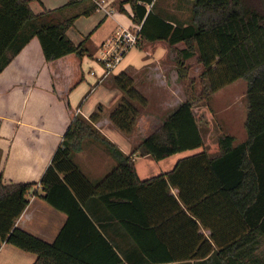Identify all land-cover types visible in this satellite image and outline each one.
I'll return each mask as SVG.
<instances>
[{
  "label": "trees",
  "instance_id": "1",
  "mask_svg": "<svg viewBox=\"0 0 264 264\" xmlns=\"http://www.w3.org/2000/svg\"><path fill=\"white\" fill-rule=\"evenodd\" d=\"M179 1L189 9L185 18L155 8L156 0H118L117 8L125 12L122 5L128 3L131 21L139 25L134 45L164 40L171 46L179 78L187 71V59L195 56L201 67L196 99H207L235 79L246 81L245 139L235 143L232 134L222 133L211 153L203 146L201 117L190 97L131 153L93 124L100 104L88 118L75 113L40 178L43 199L66 214L63 226L52 242L16 226L33 182L4 183L0 173V245L8 242L35 253L32 264H264V0ZM96 8L95 0H66L33 12L29 0H0V71L33 36L47 61L71 52L92 57L85 44L88 35L75 43L66 30ZM176 42L183 46H172ZM113 82L123 96L109 120L129 132L146 100L125 71L113 75ZM83 138L100 142L115 160L96 183L72 158ZM200 146L178 158L169 171L137 176L135 151L160 159ZM77 216L100 241L96 253H86L92 243L60 244Z\"/></svg>",
  "mask_w": 264,
  "mask_h": 264
},
{
  "label": "crops",
  "instance_id": "2",
  "mask_svg": "<svg viewBox=\"0 0 264 264\" xmlns=\"http://www.w3.org/2000/svg\"><path fill=\"white\" fill-rule=\"evenodd\" d=\"M38 1L40 4L38 11L33 10L31 5L33 1H29L33 12L59 6V3L50 0L46 3L45 0ZM113 1L105 0L106 8L111 9L109 14L97 8L101 10V14L96 23L94 18L91 19L90 23H95L92 28L85 26L73 29L70 26L66 30L68 37L75 43L88 35L85 44L87 48L93 50L92 57L86 54L78 57L71 52L47 61L37 37L33 36L0 71L1 179L4 183L33 182L26 193L28 202L14 224L47 242L55 239L65 222L66 214L53 208L43 199L44 190L40 178L60 144L72 116L80 113L88 118L100 104L101 109L92 121L93 124L123 152L131 153L140 140L152 130L138 127L140 122L152 118L157 122L156 125L160 124L168 112L183 100V94L180 96L178 90L174 88L177 84L176 63L171 46L164 40H141L140 45L131 46L120 61L104 73L100 56L96 55L97 49H101V44L110 40L120 28L139 27L131 21L128 3H123L125 12H122L113 5ZM159 3L158 9L183 18V1L160 0ZM107 16L111 18L113 25L104 37L96 39L95 31L107 22ZM79 18H82V15L75 20ZM159 44L165 48L163 57V53L154 55ZM172 46L181 48L183 43L176 42ZM131 49H137L138 67L145 72L146 86L141 90L146 100L145 104L152 105L146 114L138 113L129 132H123L111 123L109 113L123 96V92L113 82V75L125 71L131 76L129 70L134 64L130 61L122 63L123 59H128ZM165 70H168L169 77L164 74ZM144 105L139 106V111ZM157 110L163 111V116L159 117V120ZM203 146L206 148L205 142ZM72 156L91 183L98 182L115 164L103 145L92 138H83L80 149L74 151ZM132 156L135 171L140 179L169 171L176 160L182 157H178V152H175L155 159L149 154L139 155L137 151L133 152ZM170 192L176 194L177 189L171 187ZM66 230L60 244L72 246L92 243V248L86 253H96L94 250L98 244L100 245V241L94 235L92 227L82 221L80 216L70 222ZM199 231L209 233L208 229L202 227ZM36 258L35 253L20 249L11 243L3 242L0 245V264H32Z\"/></svg>",
  "mask_w": 264,
  "mask_h": 264
},
{
  "label": "rangeland",
  "instance_id": "3",
  "mask_svg": "<svg viewBox=\"0 0 264 264\" xmlns=\"http://www.w3.org/2000/svg\"><path fill=\"white\" fill-rule=\"evenodd\" d=\"M31 1V0H29ZM31 3L32 8L34 11H38L40 9V4L38 0H32ZM52 2L59 3V5L63 4L65 1L62 0H50ZM117 1L114 0L112 3L115 7H117ZM43 2V1H42ZM49 2V0H45V3ZM160 0H156L155 8L158 7ZM44 3V2H43ZM187 5V4H186ZM101 10L97 9L89 15H82V18L79 20H74L71 27L75 28H83L89 26L92 28L94 24L97 22V18L100 17ZM189 14V9L185 7L183 2V18H185ZM96 20L95 23H90L91 19ZM107 22L103 24L100 28L95 31L94 37L101 38L104 37L109 28L113 25L111 18L107 16ZM90 24V25H89ZM91 37V36H90ZM108 38V37H107ZM106 38V39H107ZM36 39V38H35ZM105 39V40H106ZM106 44L110 43L109 39L105 41ZM134 46V45H133ZM134 49V48H133ZM131 49L128 59H123V62L130 61L134 66H131L129 73L133 78V86L142 94L141 90L144 86L145 80V72L139 65L138 54L136 50ZM164 47L157 45L155 48L154 55L157 56L160 53L162 57L164 55ZM102 50L97 49L96 55L101 56ZM150 58V57H147ZM187 64V71L183 78H179L177 75V71L175 72L177 77V84L174 86L178 90V94L182 96L183 100L186 98H192L193 101V110L197 117H201L200 120V127H201V136L205 142L206 149H210L211 153H216L215 148V141L216 138L221 135L222 133H230L234 136V142H239L246 137V132L244 128V118L246 115V100H245V90H246V81L243 78L235 79L234 81L222 86L221 88L211 92L207 99H196L198 93L201 90L200 81V71L201 67L200 64L197 63L195 57H191L186 61ZM135 67V68H134ZM93 71L95 68L92 66ZM168 70L164 71V74L169 77ZM152 77H154L152 75ZM171 102V101H170ZM146 103L143 107H140L139 114L149 111L151 108L150 106L152 103L147 105ZM145 108V109H144ZM138 114V115H139ZM157 120L159 117L163 116V111H156ZM155 119L149 118L144 119L143 122L141 121L138 127L142 129H153L157 122H154ZM202 146L184 149L178 151V157L185 156L187 154H191L194 151L201 150ZM73 158V156H72ZM113 160V158H110ZM75 162V161H74ZM76 163V162H75ZM115 163V162H114ZM115 165V164H114ZM113 165V166H114Z\"/></svg>",
  "mask_w": 264,
  "mask_h": 264
},
{
  "label": "built area",
  "instance_id": "4",
  "mask_svg": "<svg viewBox=\"0 0 264 264\" xmlns=\"http://www.w3.org/2000/svg\"><path fill=\"white\" fill-rule=\"evenodd\" d=\"M97 8L102 9L106 14L111 12V9L106 8L105 0H95ZM137 28L122 27L117 30L114 36L109 40L110 43L101 44L102 53L100 60L104 66V73H107L114 65H116L124 53L135 44L137 37ZM91 73H93L91 71Z\"/></svg>",
  "mask_w": 264,
  "mask_h": 264
}]
</instances>
